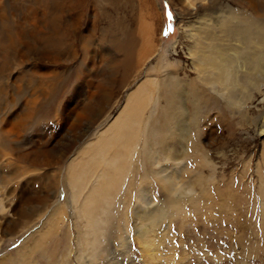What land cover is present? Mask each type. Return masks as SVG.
<instances>
[{
    "label": "rangeland",
    "instance_id": "rangeland-1",
    "mask_svg": "<svg viewBox=\"0 0 264 264\" xmlns=\"http://www.w3.org/2000/svg\"><path fill=\"white\" fill-rule=\"evenodd\" d=\"M43 1L0 0V53L3 49L11 53V62L0 73L3 115L26 116L34 93L41 95V102L47 72L69 73L82 66L85 75L91 76L86 67L91 69L89 59L94 55L106 70L120 67L123 55L109 42L115 22L126 27L134 39L133 72L125 87L116 78L109 89L114 98L91 126L84 116L93 115H83L82 104L97 99H81L75 78L66 95L52 104L53 112L43 126V135L47 134L44 146L66 143L74 133L83 132L54 171L59 177L51 191L52 201L60 202L61 213L47 219L56 206L51 201L46 207L35 203L27 217L14 218L6 212L8 188L18 181L11 175L9 181L3 180L0 173V219L9 214L11 222L0 226V259L10 256L2 264H264V88L238 106L198 83L190 50L199 47L188 30L197 25L203 12L186 11L169 0H64L56 9L55 0H51L53 14L59 17L54 25L51 9ZM228 4L245 10L239 0L220 2ZM144 25H149V35H145ZM49 35H63L65 47L74 50L76 59L48 62L47 51L52 49L45 37ZM120 35V31L115 34ZM24 53L29 57L23 62ZM39 53V58L34 57ZM165 76L176 78L179 87L173 115L162 131L165 141L151 148L157 162L143 160L142 136L137 160L121 183L110 217L104 215L91 255L83 240L92 235L72 202L67 162L78 156L83 144L96 141L100 132L122 116L131 93L149 79L158 86ZM195 82L210 89L212 102L206 106L199 103L196 109L201 116H194ZM152 103L144 111L142 126L154 113ZM164 106L161 100L158 108ZM72 121L74 125H70ZM30 131L23 138L32 144L35 134ZM5 161L8 168L14 167L12 156ZM96 178L89 182L79 203ZM39 184L31 194L39 192ZM29 223L33 227L26 232L24 226ZM15 224L20 232L9 233Z\"/></svg>",
    "mask_w": 264,
    "mask_h": 264
},
{
    "label": "bare ground",
    "instance_id": "bare-ground-1",
    "mask_svg": "<svg viewBox=\"0 0 264 264\" xmlns=\"http://www.w3.org/2000/svg\"><path fill=\"white\" fill-rule=\"evenodd\" d=\"M58 1L61 0H55L54 2L55 9L59 8L64 0ZM169 1L174 6L181 5L186 11L203 12L197 25L188 30L195 41V46L199 47L198 50H190L194 68L198 71V83L201 82L207 87L210 86L211 90L238 106H244L254 98V91L259 93L263 91L264 0H239L245 10L234 8L231 4L220 5L221 0ZM43 2L51 9L50 13H55V9L50 6L51 0H44ZM56 16L53 14L50 20L51 23H55L54 25L58 23L59 17L57 16V18ZM143 29L145 35H149V25H144ZM110 31V45L116 52L123 55L120 67L113 66L106 70L101 64L102 61L94 55L89 59L91 69L86 67L91 72V76L89 74L85 75L82 66L78 70L75 69L74 72L70 71L69 73L47 72L43 87V89H47V93H43L44 90L41 89V102L39 100L41 95L34 93L35 97L29 103L26 116L3 115L4 111L0 110L1 177L3 180L9 181L7 177L11 175L12 179L18 181L15 187L8 188L10 203L8 202L7 204L8 209L6 212L11 213L14 218L19 219L26 216L30 209H35V203L46 207L45 205L52 201L53 193L51 191L54 188L55 179L59 177V174L54 171L62 160L67 159L68 151L72 149V145L76 140L83 135L82 131L80 134L74 133L66 143H58V145L56 144L57 146H44L42 144L43 139L47 135H43V126L53 112L52 104L56 98H63L66 95L67 89L71 85V80L75 78L79 82L81 90L79 89L77 93L80 94L81 99H84V97L89 101L95 97L97 99L94 103L82 104L80 102L83 107V115H93L84 116L88 119L89 126L103 115L114 98L113 93L109 89L115 86L116 78H119L122 87L128 85L134 65L132 58L134 39L126 27L121 24L118 25L116 22L112 25ZM118 31L122 33L121 37L115 36ZM45 40L52 49L47 51L50 52L48 57H46L48 62L63 63L66 60L69 62L71 59H76L74 50L65 47L67 41L63 35H53L52 37L49 35V37H45ZM85 53L87 55L88 51ZM40 54L34 57L39 58ZM10 55L9 50L5 49L0 53V59H2L0 60L1 74L4 73L5 66L7 67L11 62L9 61ZM28 57L24 53L22 59H20L24 62ZM156 82L151 79L146 80L131 93L122 116L105 131L100 132L96 141L83 144L77 152L79 153L78 156L75 158L71 157L67 162L66 181L72 189V202L77 209L79 217L87 222L89 232L92 235V238L90 235H87L89 238L84 236L83 240L91 255H94L92 246L96 243L98 234L102 230L104 215L107 214V217H110L109 212L112 211V204L121 189V183H123L127 173L134 167V162L137 160L135 155L140 138L144 136L145 139L144 148L141 150L143 160L146 163H154V165L157 161L151 148L165 141L162 131L169 122V116L173 115L175 91L178 89L179 84L176 78L166 76L160 79L158 86ZM198 83L195 82V90L193 92L194 116H201V111L196 110L199 107V103L206 106L209 102H212L209 95L210 89L198 86ZM161 100L165 102V106L158 108V103ZM12 101L14 102L13 98ZM59 101L61 102V100ZM152 101L154 113L151 111L152 117L142 126L144 111ZM67 105H63L64 109H67ZM63 107L60 106L59 109ZM183 114V111H180V115L183 116ZM31 121L33 123H30ZM75 121L70 122V125H74ZM29 130H31L30 132L34 131L35 134L32 144H29L23 138L24 133ZM14 141L19 144L14 145ZM10 156L15 162L12 164L14 167L8 168L4 163L6 162L5 158ZM94 176H97L95 183L86 192L82 203H79L82 194ZM37 182L40 183V190L35 192V194H31L32 190H35ZM57 201H52L53 204L56 203V206L47 219L51 215L61 213L62 206ZM46 212L41 214L38 221ZM9 214L0 219V226L11 223L8 218ZM30 227V223L24 226L25 229L28 228L26 232L33 226ZM16 229L15 224L10 227L9 233L20 232V230ZM27 239L29 240L28 237ZM9 257L4 256L1 258L0 264L4 263Z\"/></svg>",
    "mask_w": 264,
    "mask_h": 264
}]
</instances>
